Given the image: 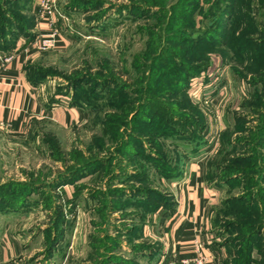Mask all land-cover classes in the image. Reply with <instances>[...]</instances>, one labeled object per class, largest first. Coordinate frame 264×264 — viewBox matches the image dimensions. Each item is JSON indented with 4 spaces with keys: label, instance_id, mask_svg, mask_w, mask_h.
<instances>
[{
    "label": "rangeland",
    "instance_id": "obj_1",
    "mask_svg": "<svg viewBox=\"0 0 264 264\" xmlns=\"http://www.w3.org/2000/svg\"><path fill=\"white\" fill-rule=\"evenodd\" d=\"M53 1L63 38L26 73L87 120L0 144V233L25 264H158L166 180L209 153L212 243L264 264V0ZM36 10L0 0V48L35 38Z\"/></svg>",
    "mask_w": 264,
    "mask_h": 264
},
{
    "label": "crops",
    "instance_id": "obj_2",
    "mask_svg": "<svg viewBox=\"0 0 264 264\" xmlns=\"http://www.w3.org/2000/svg\"><path fill=\"white\" fill-rule=\"evenodd\" d=\"M36 1L33 0L34 3ZM62 15L58 18L67 24L66 16ZM45 28L44 22L36 20L34 39L44 33ZM57 36L59 42L63 37L59 32ZM33 40L18 38L9 49L0 50V54L9 57L0 61V144L4 141V144L8 143L12 137H24L33 127L44 122L68 128L87 120V112L79 105H71L65 95H47L46 88L50 87L47 82L33 83L28 78L26 68L33 65L39 55ZM205 130L208 131V127L202 131ZM206 139L210 147L207 136ZM207 155L210 156L207 153L188 159L172 178L166 180L172 204L168 211L163 210L158 226L151 228L162 249L158 264H181L182 259L192 258L196 254L194 243L199 244L204 264H224L231 257L227 247L213 244L211 240L210 212L220 200L222 189L205 178ZM62 185L64 193H67L69 185ZM8 213L13 215L14 211ZM0 214L7 212L3 209ZM142 233L145 234L143 228ZM22 241L16 231H6L3 227L0 233V264L26 263Z\"/></svg>",
    "mask_w": 264,
    "mask_h": 264
},
{
    "label": "built area",
    "instance_id": "obj_3",
    "mask_svg": "<svg viewBox=\"0 0 264 264\" xmlns=\"http://www.w3.org/2000/svg\"><path fill=\"white\" fill-rule=\"evenodd\" d=\"M36 20L45 23V32L38 35L32 42L34 47L40 51L43 49L53 48L57 44L58 30L56 27V18H62L63 15L57 10L53 0H37ZM65 19V18H63ZM0 61H6L9 57L4 54H0ZM0 125H2L0 123ZM196 254L189 259H182L181 264H204L205 258L200 253L198 243L193 244Z\"/></svg>",
    "mask_w": 264,
    "mask_h": 264
},
{
    "label": "trees",
    "instance_id": "obj_4",
    "mask_svg": "<svg viewBox=\"0 0 264 264\" xmlns=\"http://www.w3.org/2000/svg\"><path fill=\"white\" fill-rule=\"evenodd\" d=\"M35 23H36V20L33 22V24H32V26L34 27L35 26ZM29 41V40H28ZM14 43V40L12 41H10L9 42V44H7V43H5V44H3V46H1V48H0V50L1 49H9V47L12 45ZM30 66H28L27 68H29ZM26 68V69H27ZM28 76V75H27ZM29 78V77H28ZM30 79V78H29ZM31 80V82H33V83H35V82H37V81H34V79L32 80V79H30ZM71 105H76L74 102H71V101H68ZM49 105V104H48ZM173 174H175V173H173ZM19 200V199H18ZM16 206H19L20 204H19V201H17V203L15 204ZM1 207V209L3 210L4 208H5V206L4 207H2L3 205H0ZM9 207V206H8ZM13 208H18V207H13ZM12 208V209H13Z\"/></svg>",
    "mask_w": 264,
    "mask_h": 264
}]
</instances>
